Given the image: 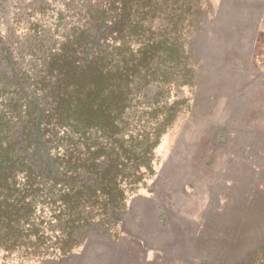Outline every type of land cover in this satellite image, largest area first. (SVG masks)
Here are the masks:
<instances>
[{"label": "trees", "instance_id": "trees-1", "mask_svg": "<svg viewBox=\"0 0 264 264\" xmlns=\"http://www.w3.org/2000/svg\"><path fill=\"white\" fill-rule=\"evenodd\" d=\"M4 4L11 25L26 26L20 48L11 43L15 27L0 36V253L35 261L90 226L114 222L125 190L153 174V151L186 102L166 100L201 75L193 44L206 36L209 7L202 0ZM235 264H264V247Z\"/></svg>", "mask_w": 264, "mask_h": 264}, {"label": "rangeland", "instance_id": "rangeland-1", "mask_svg": "<svg viewBox=\"0 0 264 264\" xmlns=\"http://www.w3.org/2000/svg\"><path fill=\"white\" fill-rule=\"evenodd\" d=\"M202 3L206 36L193 44L201 75L166 100L186 102L153 151L150 178L125 190L114 222L40 260L0 253V264H235L264 247V0ZM10 16L1 5L0 36L15 27L20 48L26 22L12 26Z\"/></svg>", "mask_w": 264, "mask_h": 264}]
</instances>
